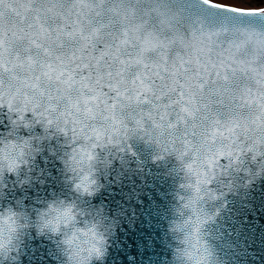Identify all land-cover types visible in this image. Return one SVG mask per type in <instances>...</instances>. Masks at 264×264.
Instances as JSON below:
<instances>
[{"label": "snow or ice", "instance_id": "1", "mask_svg": "<svg viewBox=\"0 0 264 264\" xmlns=\"http://www.w3.org/2000/svg\"><path fill=\"white\" fill-rule=\"evenodd\" d=\"M152 3L0 0V105L70 135L80 161L131 133L147 136L184 161L188 208L208 194L222 159L264 156V35L201 26L191 39L177 36ZM188 223L175 224L183 245ZM178 253L182 264H202L184 246Z\"/></svg>", "mask_w": 264, "mask_h": 264}, {"label": "water", "instance_id": "2", "mask_svg": "<svg viewBox=\"0 0 264 264\" xmlns=\"http://www.w3.org/2000/svg\"><path fill=\"white\" fill-rule=\"evenodd\" d=\"M190 15L202 26L217 29L232 19L185 0ZM264 31V24H257ZM18 113L0 105V141L27 138L30 155L15 172L0 169V212L13 207L25 226L11 251H0V264H67L62 233L39 226L47 201H75L83 215L78 223L97 219L106 236L104 254L89 264H182L178 249L182 233L174 225L191 214L184 201L191 195L184 161L165 152L139 132L120 144L96 149V191L81 194L72 188L65 161L73 148L70 135L46 125L32 113L25 123ZM208 194L199 200L211 219L201 226L211 252L210 264H264V156L244 154L238 163L222 159Z\"/></svg>", "mask_w": 264, "mask_h": 264}, {"label": "clouds", "instance_id": "3", "mask_svg": "<svg viewBox=\"0 0 264 264\" xmlns=\"http://www.w3.org/2000/svg\"><path fill=\"white\" fill-rule=\"evenodd\" d=\"M212 2L219 6L217 12L229 19L234 17L231 26L226 23L217 30L221 32L226 30L229 35L237 39L264 35V31L257 27V24H264V0H212ZM151 7L154 9L152 15L157 18V22H163V25L177 36H187L191 39L193 34L199 33L203 24L201 17L190 15L185 0H153ZM229 9L236 11H228ZM25 140L28 139L19 141L6 139L0 142V166L9 171L11 162V172H15L22 164L27 163L31 146L29 143L25 144ZM79 152V148H72L65 161L67 170L72 174L69 179L73 181L74 191L91 194L96 191L97 185L94 175L97 153L93 154L91 160L80 161ZM188 209L191 210V214L179 221L182 224L184 221H189L185 228L187 239L184 240V248L192 251L193 261L199 259L202 264H210L211 252L204 251L207 243L201 234L203 223L196 222L197 217L200 221H204L210 215L199 206V201L192 203ZM81 215L83 213L75 201L62 198L47 201L46 206L39 212V226L42 229L52 233H62L61 240L63 251L67 256V264H89L91 258H101L104 254L106 236L101 222L92 219L80 225L78 216ZM24 226L21 212L17 209L9 206L0 212V251L5 253L11 251V246ZM197 240L201 249L199 256L195 253ZM184 261L185 264H189L187 256H184Z\"/></svg>", "mask_w": 264, "mask_h": 264}]
</instances>
